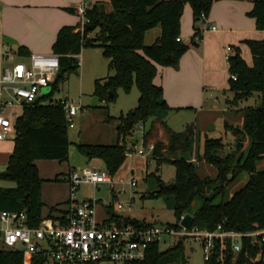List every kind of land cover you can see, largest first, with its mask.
Wrapping results in <instances>:
<instances>
[{
	"label": "trees",
	"instance_id": "1",
	"mask_svg": "<svg viewBox=\"0 0 264 264\" xmlns=\"http://www.w3.org/2000/svg\"><path fill=\"white\" fill-rule=\"evenodd\" d=\"M248 1L253 8L247 15L256 22V28L264 31V0ZM216 0H109L112 10L106 11L104 2H96L88 7L85 18L88 20L84 32H80L81 21L76 26L62 27L53 44V54L59 57L60 70L54 83V93L61 91L60 83L66 74L76 72L78 57L84 48L100 47L103 56L109 60L108 75L95 82L93 95L100 102L112 103L118 98L121 89L129 94L133 87L140 92L136 108L116 119L118 141L111 145L76 143L78 151L89 160L100 159L105 169L113 176L127 159L126 151L132 143V135L137 128L151 123L143 136L144 145L150 142L156 122H152L157 110H169L164 100L162 86L154 83L158 66L177 67L189 45L181 38V20L186 5L193 11L195 35L191 41L200 39L202 32L201 15H210ZM69 13L76 10L67 8ZM160 27L161 35L152 45L145 44L147 32ZM252 55V65L242 56L239 46H231L228 58L229 86L234 93V101L246 99L255 92L260 94V105L242 111L243 125L233 128V146L226 151L221 139H206L196 158L213 165L218 170L215 179L201 178L197 164L185 158L191 153L195 132L168 130V143H154L152 158L156 160L155 177L157 189L150 197H173L174 214L177 220L174 228H179L181 217L190 214L193 203L202 198V205L195 211L192 227L214 231L222 226L227 231L249 233L264 229V171L259 172L257 164L264 160V41L245 40ZM18 55L28 57L31 53L20 47ZM232 75L236 76L234 80ZM112 94V97H110ZM112 119V118H111ZM69 123L63 106L47 104L44 99L25 106L15 122L14 150L7 163V175L1 174L15 183L14 187H0V212H20L28 214L31 227H37L43 219L42 186L44 180L35 164L38 160L67 162L71 142ZM163 128V123L160 124ZM250 146L244 147L247 140ZM163 164L176 169L173 183H165L159 174ZM247 173V184L237 191L230 200H225L227 187L241 175ZM56 177L53 181H59ZM212 192V193H211ZM218 198L221 200L218 201ZM54 208H50V212ZM114 217V216H113ZM112 217V218H113ZM134 223L145 220L127 218ZM247 242V241H246ZM245 246V243H244ZM225 264H246L244 253L235 254L231 243L225 250ZM219 243L213 256L205 264H220ZM254 256L255 251H249ZM249 264H252L248 262ZM0 264H24L22 251L14 250L0 255ZM32 264H42L38 257ZM132 264H191L187 258L183 241L163 249L160 244L152 245L143 261ZM254 264H264L257 262Z\"/></svg>",
	"mask_w": 264,
	"mask_h": 264
},
{
	"label": "built area",
	"instance_id": "2",
	"mask_svg": "<svg viewBox=\"0 0 264 264\" xmlns=\"http://www.w3.org/2000/svg\"><path fill=\"white\" fill-rule=\"evenodd\" d=\"M88 7L83 2L76 8V13L81 18V33L88 22L85 18ZM201 19L203 31L216 30L215 26H209L207 15L202 14ZM178 41L182 39L178 38ZM230 52L231 47H228L227 61ZM19 57L13 51L0 54V60L11 62L0 73V142L7 140L14 131L19 114L13 109H20L22 112L25 106L35 104L40 99L45 98L47 104L60 103L69 125H72L75 116L86 112L81 102L74 104L68 98L54 97L61 92L53 94L60 70L57 55L31 54L23 59ZM231 78L235 80L236 76L232 75ZM145 132V126H141L136 131L139 135L133 133L132 139L138 136V144H129L127 158L152 159L154 144L144 145ZM140 144L141 147L138 148ZM190 162L198 164L195 157ZM65 179L69 184L65 207H54L37 227L30 226L28 214L24 211L0 212V255L14 250L22 251L24 264H32L34 257L40 258L42 264H132L143 261L152 245H167L168 240L165 238H177L201 242L205 261L212 259L215 246L219 243L218 262L225 264L224 253L230 242L235 254L244 253L246 264L264 262V229L239 233L227 231L222 226L214 231L199 230L191 226L186 228L181 225L185 215L181 217L178 229L157 222L149 225L134 223L120 215L131 209L132 202L122 204L114 201L113 214L109 215L105 209L110 204H100L96 197L80 198L81 188L85 185L92 186L94 191L100 185H107L112 196H115L114 186L117 183L106 169L76 168L68 172ZM127 183L132 192H135L137 179L131 176ZM250 249L255 251L254 256L249 255Z\"/></svg>",
	"mask_w": 264,
	"mask_h": 264
},
{
	"label": "rangeland",
	"instance_id": "3",
	"mask_svg": "<svg viewBox=\"0 0 264 264\" xmlns=\"http://www.w3.org/2000/svg\"><path fill=\"white\" fill-rule=\"evenodd\" d=\"M151 36L147 40L146 45H152ZM192 43V41L190 40ZM10 45V43H8ZM9 51H13L10 46ZM250 51V49H249ZM17 53V52H14ZM251 53V52H250ZM79 67L76 72H71L65 75L64 80L60 83V93L55 94V98H68L74 104L79 102L85 107L86 112H81L73 118L72 125L69 126V140L71 142L69 151V160L67 162L59 161H44L40 163V167L37 166L42 178L48 179L56 176L61 177L65 175V170L69 167L75 168H99L104 169L105 165L102 161L90 162V160L82 155L76 148V143L94 144V145H109L115 144L118 141L117 122L116 119L122 114H126L128 111L136 108L140 92L138 88L133 87L131 93L127 94L123 90L118 91V98L115 102L106 103L100 102L96 107L91 106V100L93 99V93L95 90V82L99 79H103L112 73L109 71V60L103 56L102 49L100 47H88L82 50L81 55L78 57ZM11 65V62L5 63ZM78 73V74H77ZM216 97L219 98L218 109H212L201 116L195 118L194 113H187L182 111L180 113L173 112L160 116V120H156V123H163V138H166V132L172 130L175 132H183L187 129H192L194 132L202 134V138L207 135L208 139H221L225 145V150L228 151L227 145L233 146L235 137L232 133L233 128H241L243 125V115L238 116L237 113L241 112L248 107H257L260 105V94L255 92L252 96L240 100L234 101V93L227 91L224 95L222 92H218ZM8 99V97H6ZM112 118V119H111ZM156 118V117H155ZM228 124V125H226ZM137 128V130H139ZM202 131V132H201ZM136 133V132H135ZM139 135V133H138ZM234 137V138H233ZM15 138V132H12L9 139L13 142ZM198 140V139H197ZM193 144L192 155L196 158L199 154V144ZM159 142V141H157ZM250 146V140L245 143L244 150L248 151ZM141 147V144L138 148ZM202 153V152H201ZM190 153L185 154V158L189 157ZM10 155L0 152V187L10 188L14 187L15 183L6 178H1V174L6 171L7 163ZM188 159V158H187ZM45 164V165H44ZM42 165H44L43 168ZM259 172L264 171V160H261L257 164ZM197 173L201 178L215 179L218 175V170L215 166L208 164L203 160H199L197 164ZM133 171V174H132ZM151 173H156L155 159L146 160L141 157H134V159L127 158L123 165L119 168L118 172L113 175L116 185L114 186L115 199L110 193V188L107 185H100L97 190L94 191L90 185L83 186L84 197H96L102 202L111 205L114 201H118L122 204L131 203V215L135 218L146 219L147 221H153L154 223H163L166 225H175L177 223L174 214V200L170 196L150 197V194L157 189V180L155 177H147ZM176 169L173 165L163 164L159 175L161 180L165 183H173L175 180ZM131 176L137 179L136 191L132 192L128 181ZM249 175L244 173L237 180L232 182L226 189L225 200H230L232 196L242 189L248 182ZM46 181L42 189L44 194L43 217L48 216L50 212V198H56L62 193L64 183L59 181ZM54 184H57L55 186ZM67 184V196L69 194V184ZM61 186V187H60ZM81 188V192H82ZM212 193V192H211ZM82 194V193H81ZM80 194V198L84 197ZM68 198V197H67ZM114 200V201H113ZM221 198H218V201ZM67 201V200H66ZM203 199L197 198L192 205L190 215L202 205ZM55 206V205H54ZM53 207V206H52ZM56 207V206H55ZM107 209H105L106 211ZM112 211V210H111ZM101 217L102 210H100ZM168 240V244L162 245V248H168L174 246L180 241V239L165 238ZM184 245V251L191 264H205L204 250L201 242L196 240L181 239Z\"/></svg>",
	"mask_w": 264,
	"mask_h": 264
},
{
	"label": "crops",
	"instance_id": "4",
	"mask_svg": "<svg viewBox=\"0 0 264 264\" xmlns=\"http://www.w3.org/2000/svg\"><path fill=\"white\" fill-rule=\"evenodd\" d=\"M83 2L89 6L96 2H104L106 11L110 12L112 10L109 0H0V54L4 51H9L7 46H10L17 53L20 47H25L31 54H52V47L59 30L64 26H76L81 21L80 16L76 12L69 13L66 9L72 8L76 10L77 6ZM252 8L253 4L248 1L216 0L208 16L209 26H215L216 30L208 29L203 31L202 29L200 39L191 43L190 40L195 35L194 17L191 6H185L181 20V39L189 45V50L183 55L177 67L158 66V74L154 83L163 87V97L170 109L157 110L154 113L152 122L160 120L161 112L165 115L167 112L178 111L177 113H180L187 111V113H194L195 118H198L203 113L208 112L211 109L210 106H212V109H218L219 98L216 97V94L222 92L225 95L227 91H230L229 65L226 59L227 48L234 45L239 46L244 60L249 65H252V55L244 41H264V31H259L256 28L255 19L247 15ZM150 35H152V42H155L161 35V28L156 27L147 32L146 44H149L147 40ZM19 58L23 59L22 56ZM7 62L10 61L0 60V73L4 67L8 66H5ZM13 110L20 116V109ZM237 115L240 117L242 113L238 112ZM150 124L147 123L145 125V130L149 128ZM156 127L150 142L154 144L160 141L167 144L168 135L166 134V138H163L165 131L163 133L160 123L157 122ZM205 136V138H202L201 133L195 132L194 144L198 139L199 152H202L204 142L207 139V135ZM135 138H138V136H135ZM133 139L132 144H138V139L135 142L136 144L133 143ZM7 140L0 142V152L11 155L14 150V141L7 142ZM230 145H227V149L232 147ZM191 155L192 152L187 158H191ZM41 161H36V166L40 167V163H44ZM95 161L101 160H90V162ZM73 169L76 168L69 167L65 170V175L62 177L61 175L56 176L60 178L59 183H64V188H62V193L56 198H50L49 204L51 208L55 206L59 208L65 207L68 197L65 178L68 172ZM42 179L45 183L53 178ZM54 185L57 186V184ZM81 193L84 197L83 188ZM113 197L115 199V196ZM42 198L44 200V194H42ZM91 198L94 197H84V199ZM109 204L111 205V203ZM106 211L109 215H112L113 204ZM131 212L132 209L120 215L125 218L147 221L146 219L135 218L131 215Z\"/></svg>",
	"mask_w": 264,
	"mask_h": 264
},
{
	"label": "water",
	"instance_id": "5",
	"mask_svg": "<svg viewBox=\"0 0 264 264\" xmlns=\"http://www.w3.org/2000/svg\"><path fill=\"white\" fill-rule=\"evenodd\" d=\"M110 97H112V94H110ZM98 103H99V98L98 97H94L93 100L91 101V106L96 107L98 105ZM117 128H118V125H117ZM136 140H137V138L133 139V141H134L133 143L134 144H136L135 143ZM3 174L7 175V172L5 171V172H3ZM193 220H194V217L192 215H190V214H187V215H185L184 219L182 220L181 225L183 227L189 228L191 226V224L193 223Z\"/></svg>",
	"mask_w": 264,
	"mask_h": 264
}]
</instances>
